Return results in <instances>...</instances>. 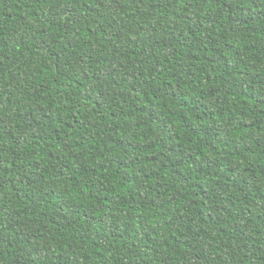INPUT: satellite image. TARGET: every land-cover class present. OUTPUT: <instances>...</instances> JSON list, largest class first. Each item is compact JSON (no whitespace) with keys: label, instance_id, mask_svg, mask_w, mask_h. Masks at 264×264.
Segmentation results:
<instances>
[{"label":"trees","instance_id":"16d2710c","mask_svg":"<svg viewBox=\"0 0 264 264\" xmlns=\"http://www.w3.org/2000/svg\"><path fill=\"white\" fill-rule=\"evenodd\" d=\"M0 264H264V0H0Z\"/></svg>","mask_w":264,"mask_h":264}]
</instances>
